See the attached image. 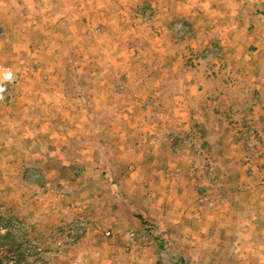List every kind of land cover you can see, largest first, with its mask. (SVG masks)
Wrapping results in <instances>:
<instances>
[{"label": "rangeland", "instance_id": "374dc122", "mask_svg": "<svg viewBox=\"0 0 264 264\" xmlns=\"http://www.w3.org/2000/svg\"><path fill=\"white\" fill-rule=\"evenodd\" d=\"M184 1L0 0V64L13 75L0 101V264H141L146 238L147 264H264L263 211L254 222L247 206L264 204V115L258 132L247 117L262 45L250 60L249 46L223 50L206 36L215 17H180L197 8ZM175 117L188 129L175 131ZM207 118L220 131L205 135ZM161 150L192 157L181 169L199 178L191 203L221 210L212 241L208 227L206 243L176 244L148 220L139 231L93 219L96 202L119 197L101 189L105 172L149 170Z\"/></svg>", "mask_w": 264, "mask_h": 264}, {"label": "crops", "instance_id": "0c3cea01", "mask_svg": "<svg viewBox=\"0 0 264 264\" xmlns=\"http://www.w3.org/2000/svg\"><path fill=\"white\" fill-rule=\"evenodd\" d=\"M187 1L188 0H185L184 2ZM197 1V4H193V6L197 7L195 9L198 10V12L196 10H193L192 12H185L187 10L181 7L182 10H178L180 11L178 15L181 14L180 17H183L184 15L195 13L205 15V18L215 17L216 23L213 24L215 27H212L211 30L207 31L206 36L209 35V37H214L213 39L216 45H220L223 50L226 49V51L235 49L236 52H239L249 49V51H247V55L248 60H250V57L259 53L261 48L259 45L261 44L264 59V0ZM196 23L199 24V22ZM210 28L211 27H209V29ZM235 39H237L238 42H235ZM242 40L244 41L241 42ZM205 42L208 43L209 40L207 39ZM248 46L249 48H245L246 50L243 48ZM249 54H251V56ZM242 58L244 57L238 56L237 60ZM249 83L251 84H249V86L252 89L255 98H257V100H254L251 103V107L249 106V114H251V116H247L248 119H252V122H248V124H253L254 126L255 122L253 121L257 119L256 116L264 115V77L253 76ZM173 109L177 110V113L178 110H180L179 107ZM182 110L183 112H186V107ZM201 124H203L202 129L205 135L207 134L206 131H211L209 129L220 131V128L217 126L218 123L213 124L208 118L205 122H201ZM172 125L175 131L188 129V122L184 118L183 120H180L175 117ZM239 125V123H237L236 126L234 125V130L240 129ZM254 127L255 131L258 132L259 130H257L256 126ZM157 131L159 130L157 129L155 133ZM217 137H219V134ZM210 138L213 137H205L199 141L200 147L203 148L204 146H208L211 141H208ZM225 138L226 137H222L221 139H216V141L220 143L223 139L225 140ZM161 151L162 152L159 153L158 151L156 152L155 155L159 158H155L157 160L152 159L153 163L149 166V170L138 165L134 167L135 169L132 172L121 171V173H117L116 171H106L103 175L105 180L102 181L103 188L101 189H104L107 193L115 192L117 195L119 194V197L114 200L117 201L114 206H109L110 204L108 201H103L102 203L96 202L91 208L93 219L97 220L99 218L101 219L107 217L108 219L110 218L111 220H116L117 223L125 220L128 222L125 227L126 229H133L137 227L139 231L145 227L146 221L148 220L150 223L157 226L160 235L170 237L176 244H183V242H186L185 239L190 238H193L190 243H206L203 238L205 236L210 237L209 241H212L213 238L211 236L215 234L216 227H218L216 221H219V218L221 217V210L218 207H214L211 210L209 209L210 207L212 208L211 205L198 207L197 205H193L191 203L194 195L193 190L196 189L192 186V179L195 180L196 178V180H198L199 178L198 176L192 178L193 174H190L189 171L182 172L181 169L183 170L184 167L188 166L192 157L189 156L182 158L181 156H169L168 154L165 155L163 150ZM188 152L190 151H187V153ZM136 161H138V159H136L135 162ZM156 161H158L156 163L157 165H155ZM96 163L97 162H95V165ZM135 164H138V162ZM143 169L144 171H148V173L143 174ZM91 173L93 172H90V174ZM166 173L171 174L167 175ZM148 176L153 178L149 179ZM96 177V179H104L100 176V174ZM147 178L149 180L146 181ZM141 183L144 185L147 183L152 185L154 194L151 200L149 198L141 197ZM201 192L202 189L195 194L201 195ZM165 205L168 206L165 207ZM254 205H247L248 210L255 213L254 222H256L257 218H260L258 212L260 213L262 211V220H264V204L262 208L261 204L254 203ZM208 214H211L212 216L209 217ZM207 227L209 231L204 232ZM203 232L205 236L203 235ZM153 241L154 243L157 242L156 240ZM140 244L142 245L139 246V253H137V255L140 256V259L136 258V261L141 264H147L148 260H146V258L150 260L152 255L149 253V250L152 248V244L147 238ZM180 250L184 255H189L192 251H195V249L191 248L186 250L184 247L180 248ZM211 251H216V249ZM123 252H120L118 248L112 247L111 252L108 254L110 255L114 253L116 254L115 257H121L124 261L122 256ZM124 256L126 257V255ZM123 263L124 262H118V264Z\"/></svg>", "mask_w": 264, "mask_h": 264}, {"label": "built area", "instance_id": "2783aa9c", "mask_svg": "<svg viewBox=\"0 0 264 264\" xmlns=\"http://www.w3.org/2000/svg\"><path fill=\"white\" fill-rule=\"evenodd\" d=\"M9 73H11L10 71H9V69H7L5 66H3V65H1L0 64V84H3L5 87H6V92L3 94V96H5L6 95V93H7V91H8V89H9V85L12 83V81H13V79H12V81L11 82H9L7 79H6V77L8 76V74ZM2 99H0V101H1ZM105 235L106 236H109L110 235V232H105ZM125 237L128 239V240H130V241H133L135 238H136V240L139 238V237H141V235H136V234H134V233H127L126 235H125ZM82 261H81V259L80 258H77L76 260H74L73 262H72V264H80Z\"/></svg>", "mask_w": 264, "mask_h": 264}, {"label": "clouds", "instance_id": "9594fccd", "mask_svg": "<svg viewBox=\"0 0 264 264\" xmlns=\"http://www.w3.org/2000/svg\"><path fill=\"white\" fill-rule=\"evenodd\" d=\"M6 79L9 82H11L12 79H13L12 73H9L8 76L6 77ZM6 90H7L6 87L3 84H0V99H3L4 98L3 94L6 92Z\"/></svg>", "mask_w": 264, "mask_h": 264}]
</instances>
